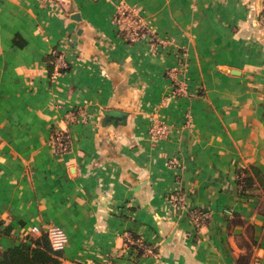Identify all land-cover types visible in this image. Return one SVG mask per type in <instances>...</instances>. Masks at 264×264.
Returning a JSON list of instances; mask_svg holds the SVG:
<instances>
[{
    "label": "crops",
    "instance_id": "0c3cea01",
    "mask_svg": "<svg viewBox=\"0 0 264 264\" xmlns=\"http://www.w3.org/2000/svg\"><path fill=\"white\" fill-rule=\"evenodd\" d=\"M119 2L165 43L127 40ZM261 11L264 0H0V252L54 224L68 234L61 264H264V187L239 182L264 172ZM55 50L68 61L57 73ZM181 51L189 95L167 72ZM151 116L167 138H150ZM193 208L211 212L201 227ZM126 230L154 252L138 254Z\"/></svg>",
    "mask_w": 264,
    "mask_h": 264
},
{
    "label": "built area",
    "instance_id": "2783aa9c",
    "mask_svg": "<svg viewBox=\"0 0 264 264\" xmlns=\"http://www.w3.org/2000/svg\"><path fill=\"white\" fill-rule=\"evenodd\" d=\"M258 21L264 23V13L261 11L258 16ZM112 23L116 26L117 30L123 34V36L131 41L138 42L144 38H148L151 35L150 45L152 49H156L158 45L164 44L165 41L160 39L151 32L148 23L144 20L142 14L136 9L135 6L127 4L126 2H119L116 4L114 14L112 15ZM57 57L55 59L56 73L64 67L68 66V61L63 56L57 52ZM186 52L181 51L178 55V64L171 66L168 69V76L172 81V93L176 95H189L192 94L190 90V82L184 75V70L187 65L185 61ZM78 111L68 110L64 116L66 121L74 122L78 115ZM186 116H190L187 112ZM170 133L169 124L161 121L155 116L150 117V125L148 127V135L153 140H161L167 138ZM53 140L55 143V148L58 152H66L71 145V134L65 129H57L53 133ZM211 212L207 210L200 209H190V217L194 225L198 228L204 225V223L210 218ZM33 230L37 232H42L41 228L37 225L33 226ZM51 243L55 249H64L68 242V234L64 228L60 225H50L46 230ZM125 240L128 245H138L145 253H153V247L150 246L146 241L140 237H133L131 231H124ZM133 249V247H132ZM136 250V249H134ZM138 251V247L137 250Z\"/></svg>",
    "mask_w": 264,
    "mask_h": 264
},
{
    "label": "trees",
    "instance_id": "16d2710c",
    "mask_svg": "<svg viewBox=\"0 0 264 264\" xmlns=\"http://www.w3.org/2000/svg\"><path fill=\"white\" fill-rule=\"evenodd\" d=\"M57 53L50 56V68H54V60ZM113 118L114 116L105 115ZM105 123V122H104ZM109 123H116L110 120ZM251 173L240 177L241 190L247 191L256 183L264 187V172L256 165L250 166ZM133 237H138L133 234ZM138 254L143 250L138 245H132ZM64 257V249H55L46 231H42L39 235H28L23 241L14 244L0 252V264H61Z\"/></svg>",
    "mask_w": 264,
    "mask_h": 264
},
{
    "label": "water",
    "instance_id": "95a60500",
    "mask_svg": "<svg viewBox=\"0 0 264 264\" xmlns=\"http://www.w3.org/2000/svg\"><path fill=\"white\" fill-rule=\"evenodd\" d=\"M72 16H73L75 19H80V18H81V15H80L79 12L74 13ZM80 32H81V29H79L78 32L74 35V39H75V40L78 39V35H79ZM168 240H170V239H168ZM168 240H167V241H168Z\"/></svg>",
    "mask_w": 264,
    "mask_h": 264
}]
</instances>
